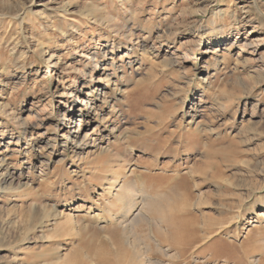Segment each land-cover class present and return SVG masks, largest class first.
I'll return each mask as SVG.
<instances>
[{
	"label": "rangeland",
	"instance_id": "374dc122",
	"mask_svg": "<svg viewBox=\"0 0 264 264\" xmlns=\"http://www.w3.org/2000/svg\"><path fill=\"white\" fill-rule=\"evenodd\" d=\"M8 1L0 264H264V0Z\"/></svg>",
	"mask_w": 264,
	"mask_h": 264
},
{
	"label": "bare ground",
	"instance_id": "6f19581e",
	"mask_svg": "<svg viewBox=\"0 0 264 264\" xmlns=\"http://www.w3.org/2000/svg\"><path fill=\"white\" fill-rule=\"evenodd\" d=\"M32 2V1H31ZM4 3H5V1H4ZM6 3L7 4H10L9 3V1L8 0H6ZM33 3V2H32ZM19 6V7H18ZM69 6H70V4H69V2H63V4H62V6L58 9L59 11H58V14H59V16L62 14V15H65L67 12H68V8H69ZM11 7V6H10ZM17 10H16V12L14 13V12H12V13H14V15H13V20L16 18V17H19L18 16V13L19 12H21L24 8H26V7H24V8H21L22 7V4H18L17 5ZM11 10V9H10ZM2 12V11H1ZM218 12H220V11H212V16H213V18L215 17V18H217V15H218ZM227 12V11H226ZM2 13H5V12H2ZM22 13V12H21ZM223 13V12H222ZM1 16H7L6 14H0V17ZM9 16V15H8ZM14 16H15V18H14ZM2 18V17H1ZM9 18V17H8ZM18 19V18H17ZM8 20V19H7ZM12 19H9V22H12L13 21ZM14 22V21H13ZM74 27V26H73ZM71 28H72V26H71ZM57 30H58V33H59V36L63 33V29H61V28H57ZM195 31V30H194ZM181 44V43H180ZM37 45H39V44H37ZM42 45V44H41ZM42 47V46H41ZM187 56L189 55V54H187V53H185ZM168 62H170V61H168ZM172 62V61H171ZM171 64V63H170ZM97 89V88H96ZM93 93V92H92ZM89 95V94H88ZM76 97H78V96H76ZM81 102L83 103V98H82V100H81ZM94 103H93V100L91 99V105H93ZM93 107V106H92ZM67 116V121H68V123H71V122H73V120L75 121V116H74V113H69V114H67L66 115ZM65 116V117H66ZM81 121V120H80ZM81 134H82V131L80 130V129H78V127H75V131L73 132V136H72V143H77L78 141H79V139L81 138ZM3 181H5V178H4V176L2 175V174H0V184L3 182ZM112 185H114L113 183H112ZM115 198L117 199V200H119L120 199V194L119 193H117V194H115ZM143 198H144V196H143ZM142 198V199H143ZM146 199V198H145ZM146 201V200H145ZM140 202V203H139ZM139 202L137 203V202H135V201H132L131 199H129L128 197H126V200H125V202H124V205L122 206L123 208L124 207H126V212L124 211V214H123V216H122V219H123V221H124V223H125V226H127L128 225V227H130L131 228V232H132V234L134 235L135 234V232L133 231L134 230V228H135V226H136V224L138 223V222H140V221H144V222H146L147 224H149V222H150V218L147 216V214L145 213V212H143V209H145L144 207H141L142 206V203H145L143 200H139ZM65 206H68V207H70V206H72V204H68V205H65ZM69 213H72L73 211L75 212V210L73 209V208H69ZM92 210H91V208H88V210H87V212H86V214L85 215H88V214H90V212H91ZM55 217L57 216L56 214L54 215ZM102 220V219H101ZM255 222H257V221H255ZM183 226V225H182ZM184 227V226H183ZM126 228V227H125ZM179 228V227H178ZM188 228V227H187ZM186 228V229H187ZM192 228V227H191ZM189 229V228H188ZM187 229V230H188ZM185 230V229H184ZM190 231V230H189ZM179 233V232H178ZM184 233H186V230H185V232ZM190 233V232H189ZM191 233H193V232H191ZM191 233H190V236H191ZM180 234H181V232H180ZM183 234V233H182ZM187 234V233H186ZM195 234V233H194ZM135 236H136V234H135ZM177 236V235H176ZM166 237V236H165ZM173 237V236H172ZM180 237H182V236H180ZM179 237V238H180ZM184 237V236H183ZM187 237H189V236H186V238ZM191 237H196V236H193V234H192V236ZM150 238V244L149 245H147V248H146V250L147 251H149L150 250V247H151V251H153V248H154V250L156 249L160 254H161V256H164V257H166L167 258V262H162V261H157V260H153V259H151L150 257H144V255H143V257H144V259H145V261L144 262H142V260L140 261L141 262V264H186V261H185V258H186V256L189 254V253H191V251H193V250H195L196 249V247H197V245H198V243L200 242V241H202L203 242V238L200 240H198V239H196V238H188L187 240L186 239H181L182 241H177V242H173V243H167V244H165L166 246H162L163 244H162V242H161V240H159V239H157L156 237L155 238H153L152 236L151 237H149ZM174 238V237H173ZM177 238V237H176ZM198 238H200V237H198ZM174 241V240H173ZM165 242H166V240H165ZM199 245H203V244H199ZM199 245H198V247H199ZM153 247V248H152ZM201 247V246H200ZM199 249V248H198ZM145 250V251H146ZM155 250V251H156ZM172 250H174V252H172ZM208 250H210V248H208ZM154 251V252H155ZM156 251V252H157ZM198 251V250H197ZM203 251H205V249L203 250ZM211 251H213V250H211ZM216 250L214 249V251L213 252H215ZM208 252V251H207ZM207 252H205V253H207ZM147 253V252H146ZM149 253V252H148ZM203 253V252H202ZM212 253V252H211ZM144 254H145V252H144ZM147 255V254H146ZM190 255V254H189ZM188 255V256H189ZM196 255V254H195ZM197 256V255H196ZM193 257V256H192ZM140 259H142L141 257H140ZM102 264V263H101ZM104 264V263H103Z\"/></svg>",
	"mask_w": 264,
	"mask_h": 264
}]
</instances>
